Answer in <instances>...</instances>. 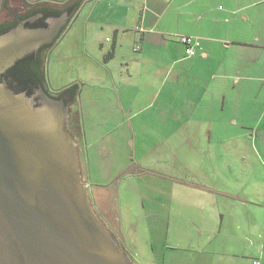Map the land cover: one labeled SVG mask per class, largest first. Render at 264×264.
I'll return each mask as SVG.
<instances>
[{
    "label": "crops",
    "instance_id": "0c3cea01",
    "mask_svg": "<svg viewBox=\"0 0 264 264\" xmlns=\"http://www.w3.org/2000/svg\"><path fill=\"white\" fill-rule=\"evenodd\" d=\"M64 1L58 2L63 4ZM256 3H264V0H87L71 17L72 22L64 35L78 30L75 24L89 6L88 28L84 35L102 41L99 49L97 47V65L107 69L106 82L110 86L105 89L114 92L115 96L106 94L96 101L87 95L83 104L88 111L101 106L98 111L105 118L102 126L115 133V139L109 142L119 143L121 149L120 133L135 131L138 129L135 126L145 130L157 125L161 131L164 125L176 124L189 129L200 126L201 121L208 141L188 143L190 148L198 151L202 147V158L198 161L202 174L193 176L199 185L195 182L185 184L187 181L179 178L185 187H178L176 181L169 178L174 185L153 188L159 197L150 199L149 207L145 200L133 205L124 198L123 209L121 201L118 199L117 204L113 193L110 194L113 207L109 210L113 212L116 208L123 243L126 244V240L122 228L135 230L137 264H172L178 253L201 250L202 264H225V257L231 258L227 264H251L254 260L264 263V254L255 258L247 256L243 250L247 244L253 247L257 239L262 241L264 249V173H260V169L264 170V155L248 157L252 153L249 145V152L242 151L237 158L215 155L213 149L210 150L222 141L214 134L215 122L225 121L223 117L226 116L230 117L226 119L230 123L237 124L238 117L246 110L254 114L256 123L243 125L251 132V143L264 145V33L251 32L246 37V32L237 25V13ZM262 11L257 15L244 14L243 18L249 22L261 16L264 21ZM183 35L200 40V49L194 57H185L179 40ZM111 49L112 57H106ZM252 83L260 86L257 93ZM78 99L72 102L73 121L77 142L83 144L81 153L87 161L90 143L88 145L87 134L82 128ZM152 115L158 119L149 120ZM212 137L215 143H212ZM98 142L94 139L92 143ZM161 144L139 143L141 149L146 147L145 154L153 145ZM232 162L239 165L236 171ZM140 164L136 163L130 170L120 168L116 185L120 188L124 180L123 194L131 178L140 180L148 171ZM129 186L136 187L131 182ZM140 195L145 197L144 192ZM133 206L137 207L136 213L144 212L148 216L142 218L128 210L130 217L126 220L125 209H133ZM164 212L166 215L161 217ZM178 212H182L185 219H189L190 213L193 217V212H202L199 214L202 216V238L192 239L175 229ZM140 225L149 227L152 232L150 244L147 243L148 250L150 245L148 255L139 250ZM228 247L230 250L241 249L240 255L233 258Z\"/></svg>",
    "mask_w": 264,
    "mask_h": 264
},
{
    "label": "water",
    "instance_id": "95a60500",
    "mask_svg": "<svg viewBox=\"0 0 264 264\" xmlns=\"http://www.w3.org/2000/svg\"><path fill=\"white\" fill-rule=\"evenodd\" d=\"M70 12L0 34V75L52 43ZM69 117L64 97L0 79V264H132L94 210Z\"/></svg>",
    "mask_w": 264,
    "mask_h": 264
},
{
    "label": "rangeland",
    "instance_id": "374dc122",
    "mask_svg": "<svg viewBox=\"0 0 264 264\" xmlns=\"http://www.w3.org/2000/svg\"><path fill=\"white\" fill-rule=\"evenodd\" d=\"M28 1V0H27ZM34 1V0H33ZM37 2L33 3H48L52 2L59 4L58 1L62 0H35ZM87 1V0H86ZM85 1V2H86ZM29 2V1H28ZM58 2V3H57ZM1 3V0H0ZM84 3V2H83ZM82 3V4H83ZM48 5H51L50 3ZM62 9V6H57V8ZM264 11V3H256L249 6L247 9L241 10L237 13L238 22L241 31H245L246 37H249L252 33L261 31L264 33L263 19L261 16L247 21L243 18L244 14L255 13L259 14V11ZM66 11V10H65ZM74 9L70 12V17L63 25L62 28H68L72 22L71 17L74 13ZM262 11V12H263ZM1 12V11H0ZM64 12V10L62 11ZM89 12V6L82 11V15L79 18L75 26L78 28L76 32L70 31L66 35H62L53 47L49 50L47 58L44 65V73L47 85L50 92L56 93L59 92L63 87L77 83L79 84V92L77 97L78 105L77 108L80 113L82 128L87 134L88 145L90 143V148L88 150V159L85 160V157L81 159L80 152L81 148H84L83 144L77 142V138H74L76 142V147L78 150V158L80 163L82 180L86 181L88 184V189L90 192V200L93 204L94 210L98 213L101 220L106 225L107 229L113 234L117 243L128 257L132 264H137L136 262V251L134 245H136V233L135 230L122 228V231L125 236L126 244L123 243L122 232L119 227L117 220L116 208L112 212V209L109 210V207H113L110 203L113 201V197H110V194L113 193L114 198H116V203L118 204V199L121 201V208L124 209V198L130 200L133 205L137 201L145 200L146 206L149 207L150 199H157L159 196L153 188H167L174 184L169 181V178H173L176 181L178 187L182 186V182L178 180L179 178L184 179L185 184L188 182H195L199 185L197 178L198 174H202V170L199 167L198 161L202 158V147L198 149L190 148L188 143H208L205 140V132L202 130V121L200 126H193L189 129L186 126L177 127L174 125H167L159 131V126H153L151 129L142 130L140 126H135L138 129L133 131L129 130L126 133L122 132L121 134V144L122 148L118 147L119 143L109 142V140L115 139V133L111 131H106L102 126V122L105 120L102 113L98 110L101 109V106H95L96 110L87 109L85 103V97L88 95L90 98L99 101V98L108 94L109 96H115L114 92H110L109 89H105L110 85L106 82L109 77L107 69H104L102 66L97 65L99 43L102 41L99 39H93L91 35L86 37L84 33L87 30V16ZM264 13V12H263ZM233 26H236L233 23ZM89 30V29H88ZM240 31V32H241ZM240 36L241 33H240ZM264 37V36H263ZM194 57V56H193ZM254 85V86H253ZM255 93L259 91L258 83L251 84ZM38 87V86H36ZM83 89V90H82ZM49 92V93H50ZM68 102L72 104L74 101H70L67 98ZM252 100V99H251ZM249 100V101H251ZM100 103V102H99ZM98 103V105H99ZM68 107V106H67ZM247 109H250L249 107ZM95 112V113H92ZM149 120L155 121L158 119L156 116L152 115L148 117ZM219 123L215 122L214 134L221 137L219 143H215L214 137L212 140L215 143L210 150L213 149L214 154L224 157H238L240 152L248 153L249 149L252 151L250 155L263 156L264 155V145L262 143H251L253 138H250V133L246 131L245 126H253L256 124L254 122V114L249 110H246L245 113L240 114L238 117L239 122L237 124H232L230 121L226 120ZM217 119V118H216ZM136 121L138 118L135 119ZM202 120V116H201ZM94 124L95 126H91ZM161 126H163L161 124ZM150 128V127H149ZM165 128V129H164ZM161 129V128H160ZM241 138H239V134ZM96 139L98 143H92ZM229 139V140H228ZM233 139V140H232ZM126 142L124 143V141ZM139 143H162L161 145H153L150 149L148 146V153L144 149L146 147H140ZM221 143V144H220ZM206 145V144H205ZM207 146V145H206ZM100 150V155L97 154V151ZM205 150L209 148L205 147ZM200 152V153H198ZM214 156V155H212ZM209 157V156H208ZM209 159V158H208ZM189 163V166L186 163ZM140 164L141 168H145L148 171H145L146 174L144 177H140V180L131 178V183L135 185V188L129 186V181L126 183V190L123 194L121 182L120 188L117 187L116 181L119 176L120 168L125 170H130L135 164ZM238 164L232 162L233 170L236 171ZM122 171V172H123ZM239 172V170L237 171ZM141 173V172H140ZM260 173H264L263 169H260ZM144 174V173H143ZM188 178V179H185ZM202 180V179H200ZM215 183V181H212ZM141 192L145 193V197L140 195ZM256 200H261L260 197H256ZM133 209H125L127 212L126 220L130 217V212H134L135 215H140L142 218L147 217V213H136L137 207L133 206ZM142 207V206H141ZM193 209H197L192 207ZM129 210V211H128ZM202 212H193L188 214L189 219L183 217L182 212H178L177 221H175L174 226L179 232H183L185 236L194 238H202V216L199 214ZM124 211L122 213V216ZM164 212L161 217L165 216ZM199 218V220H197ZM147 220V219H145ZM147 224L146 221L143 222ZM180 225V227H178ZM138 237H139V250H143V254H150V245L149 250L147 249V243L151 240V234L149 227H144L143 225L138 226ZM150 244V243H149ZM195 246V245H194ZM202 247V246H201ZM211 248H214V245H210ZM197 248V247H195ZM250 248V249H248ZM230 253H233V258H237L240 255L238 249L230 250ZM247 256H254L255 258L260 257L264 254V249L262 248V241L260 239L254 240V245L243 248ZM172 256L174 254L169 253ZM176 258L173 260L172 264H202V250L201 252L195 251H183L181 254L175 255ZM134 259V260H133ZM259 259V258H258ZM149 260V256H148ZM231 261L230 257H225L223 263L227 264ZM260 263L261 261L258 260ZM147 264V263H146ZM264 264V263H262Z\"/></svg>",
    "mask_w": 264,
    "mask_h": 264
},
{
    "label": "flooded vegetation",
    "instance_id": "af4514ba",
    "mask_svg": "<svg viewBox=\"0 0 264 264\" xmlns=\"http://www.w3.org/2000/svg\"><path fill=\"white\" fill-rule=\"evenodd\" d=\"M51 9V8H57L54 4L48 5V4H37L33 2H28L27 0H1L0 3V34H3L14 27L22 24L24 27H47L49 25L48 20L52 18H56L57 15L47 14L42 11V9ZM63 8V7H61ZM69 11V9L66 7L64 11ZM61 16V15H60ZM59 17V15H58ZM67 28H62L60 34L56 37V39L48 44L40 47L36 52L29 53L25 55L24 57L18 59L15 64L10 67L7 71L2 73L0 75V79L4 80L5 82L12 83L13 85L18 84L22 77L20 76L22 73H26L24 71L27 70V63L26 61L30 59V56H34V58H37V56L40 54H46L49 52L53 45L62 37V35L65 33ZM26 64V65H24ZM29 69V66H28ZM23 79L27 84H30V86H33L31 88V92L36 88V86L39 85H33L34 82H38L39 78L37 75L31 76L30 74H26ZM8 83V84H9ZM29 86V87H30ZM15 87V86H14ZM11 88V87H10ZM55 96L57 97H64L66 104L68 106V110L70 112V117L68 121V130L72 134L74 138H77L76 135V126L74 125L73 121V109L72 104L68 102L67 95H61L60 92H56ZM81 144V143H80ZM82 152V148H81ZM79 153L82 159V153ZM129 257V255H128Z\"/></svg>",
    "mask_w": 264,
    "mask_h": 264
},
{
    "label": "trees",
    "instance_id": "16d2710c",
    "mask_svg": "<svg viewBox=\"0 0 264 264\" xmlns=\"http://www.w3.org/2000/svg\"><path fill=\"white\" fill-rule=\"evenodd\" d=\"M86 0H66L63 2V4H59L57 6H62L63 8L60 9L59 7L58 8H51V9H42V11L44 13H47V14H52V15H59L62 13V11L67 7L69 9V11H72V9L76 10L78 9L83 2H85ZM41 5H44V4H47V3H39ZM49 51V50H48ZM113 49H111L109 52L106 53V57H112L113 55ZM47 54L48 52L45 54H42V55H38L37 58H34V56H30V59H28L26 61L27 65L29 66V69H28V66H27V70L24 71L26 73H22L20 76L22 77L21 79H19L20 81L18 82V84L16 85H13L12 83H9L8 85L15 90V88L17 87L18 90H28L30 91L31 88L33 86H30V84H27V82H25V80L23 79V77L27 74H30L31 76H35L37 75L38 78H39V81L36 83L34 82L35 84L33 85H42L47 92H50L49 90V87L47 85V82H46V79H45V73H44V65H45V61H46V58H47ZM26 65V64H24ZM15 86V87H14ZM30 86V87H29ZM60 94L61 95H67L68 96V99L70 101H75L76 98H77V95H78V92H79V84L77 83H72V84H69L65 87H63L62 89H60Z\"/></svg>",
    "mask_w": 264,
    "mask_h": 264
},
{
    "label": "built area",
    "instance_id": "2783aa9c",
    "mask_svg": "<svg viewBox=\"0 0 264 264\" xmlns=\"http://www.w3.org/2000/svg\"><path fill=\"white\" fill-rule=\"evenodd\" d=\"M180 42L184 47L185 57H193L197 54L200 49V40L197 37L190 35H183L179 37ZM251 264H261L258 260H254Z\"/></svg>",
    "mask_w": 264,
    "mask_h": 264
}]
</instances>
